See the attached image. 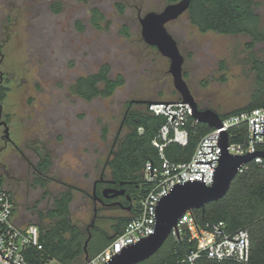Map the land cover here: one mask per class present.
Listing matches in <instances>:
<instances>
[{
    "label": "rangeland",
    "instance_id": "374dc122",
    "mask_svg": "<svg viewBox=\"0 0 264 264\" xmlns=\"http://www.w3.org/2000/svg\"><path fill=\"white\" fill-rule=\"evenodd\" d=\"M264 28V0H253ZM167 0H0V88L6 96L0 124V180L16 197V221L39 224V213L53 196L73 186L71 218L83 228L95 216L91 197L123 125L128 103L181 98L170 73V59L142 36L140 16L162 11ZM102 17L97 24L93 9ZM185 57L184 78L200 108L219 114L247 105L255 89L253 53L264 55V41L250 46L248 34L201 32L187 12L167 24ZM109 64L111 78L124 84L109 97L86 100L73 92L79 77ZM148 105V104H147ZM49 155L46 185L35 167ZM96 225L112 232L120 207L98 205ZM49 220L46 219L45 222ZM99 235V233H97ZM51 264H60L53 261Z\"/></svg>",
    "mask_w": 264,
    "mask_h": 264
},
{
    "label": "trees",
    "instance_id": "16d2710c",
    "mask_svg": "<svg viewBox=\"0 0 264 264\" xmlns=\"http://www.w3.org/2000/svg\"><path fill=\"white\" fill-rule=\"evenodd\" d=\"M168 3L180 0H167ZM191 23L201 31H214L220 34H248L252 38L250 46L258 41H264V28L261 18L255 9L253 0H192L187 10ZM102 14L93 9V20L97 24ZM251 65L255 72V89L250 102L240 108L222 113V118L242 111L264 105V55H251ZM110 66L104 64L97 72L79 77L73 85V92L86 100L95 97H109L124 84V77L109 76ZM6 96L5 88H0V101ZM135 102L130 101L123 119L126 133L118 138L116 147L111 151L108 166L111 170V185L124 187L131 200L124 199L125 204H131L128 215L113 216L110 219L112 232L94 227L83 228L74 223L71 218V203L74 195L73 186L53 196L51 206L39 213L40 242L42 249L30 248L29 258L36 264H45L56 260L60 264H83L103 251L120 234L127 223L138 213L141 199L149 192L151 185L146 183L143 170L147 161L161 162L158 148L153 144L160 128L166 122V117L156 115L145 108L134 109ZM212 128L197 122L190 128V138L187 145L172 142L165 146L164 155L173 162L188 161L200 140ZM236 136L233 141L245 142L248 137L247 124H241L232 130ZM42 174L37 177V183L46 185V173L51 166V159L46 155L38 165ZM2 182V180H0ZM103 186V185H102ZM101 187V185H100ZM102 188V187H101ZM101 188L96 193L102 195ZM133 197H136L133 200ZM199 223L207 221H224L228 230L235 231L246 228L250 232L252 262L264 264V166L254 161L248 164V169L239 172L233 180L228 193L221 199L207 203L203 208L192 210ZM48 219V222H45ZM99 233V235H97ZM91 239L86 246V242ZM195 248L187 236L175 239L172 236L166 240L161 249L151 258L137 264H186L183 259ZM200 264H239L233 261L218 262L203 258Z\"/></svg>",
    "mask_w": 264,
    "mask_h": 264
},
{
    "label": "built area",
    "instance_id": "2783aa9c",
    "mask_svg": "<svg viewBox=\"0 0 264 264\" xmlns=\"http://www.w3.org/2000/svg\"><path fill=\"white\" fill-rule=\"evenodd\" d=\"M148 109L156 115L166 117V122L153 140L162 160L159 163L147 161L143 170L144 180L151 185V189L141 199L138 213L127 223L123 231L114 237L103 251L87 258L83 264H107L128 246L152 235L157 224L158 204L176 185L195 181L211 185L223 152L220 145L222 132L229 133L228 149L233 154L264 151V105L222 118V127L212 128L203 135L192 157L188 161L178 163L165 157L164 148L172 142L183 146L188 144L190 128L198 122L193 117L191 105L180 98L174 101L148 103ZM244 123L248 128L247 141H233L236 136L232 133L233 128ZM253 161L264 166L262 155ZM248 164L239 172L248 169ZM16 205L13 190L0 182V264H36L29 258V252L32 247L43 248L39 226L19 225L16 221ZM185 235L190 242L195 243V248L183 259L186 264H200L203 258L218 262L257 264L252 262L250 232L246 228L230 231L224 221H207L202 224L193 211H187L179 219L176 227H173L169 236L180 239ZM53 261L49 260L45 264H51Z\"/></svg>",
    "mask_w": 264,
    "mask_h": 264
},
{
    "label": "water",
    "instance_id": "95a60500",
    "mask_svg": "<svg viewBox=\"0 0 264 264\" xmlns=\"http://www.w3.org/2000/svg\"><path fill=\"white\" fill-rule=\"evenodd\" d=\"M191 1L180 0L169 3L160 12L150 11L144 16H141L142 36L147 44L155 46L162 55L170 59L169 70L173 75L175 88L180 92L182 101L191 105L194 119L198 122L208 124L211 128H220L222 127V117L220 114L212 108H200L192 94L184 78L183 65L185 57L180 50L177 40L167 28L169 22L178 19L189 9ZM146 102L152 103L154 101L146 100ZM2 111L3 106L0 103V124L5 127V136L10 138L8 123L1 120ZM220 145L223 152L216 170L214 182L211 185H206L200 181L176 185L158 204L155 232L140 242L128 246L107 264H137L151 258L161 249L169 238L173 227H176L179 219L187 211L203 208L207 203L223 198L228 193L239 170L245 164L252 162L257 156H264V151H256L243 155L231 153L228 149L229 133L227 131L222 132ZM125 194V188L107 187L103 189L104 197L115 198ZM94 195L95 198H99L96 193V183ZM127 199L131 200L129 194H127ZM128 208L130 209L131 206ZM97 211L98 209L95 208V216L89 228L95 226ZM90 239L91 235L86 242L85 248H87Z\"/></svg>",
    "mask_w": 264,
    "mask_h": 264
},
{
    "label": "flooded vegetation",
    "instance_id": "af4514ba",
    "mask_svg": "<svg viewBox=\"0 0 264 264\" xmlns=\"http://www.w3.org/2000/svg\"><path fill=\"white\" fill-rule=\"evenodd\" d=\"M187 12V11H186ZM141 17V16H140ZM198 102V101H197ZM198 104H199V102H198ZM200 106V105H199ZM202 109H205V108H202ZM5 136V135H4ZM5 138H6V140L8 141V142H12V140H11V138H7L6 136H5ZM42 162V161H41ZM40 162V163H41ZM39 163V164H40ZM38 164V165H39ZM36 166L35 167V172L37 173V175H39V174H42V171H40V169H39V167L40 166ZM112 181H111V179L110 178H106L105 176H104V174L102 173L101 175H100V178H98L95 182H94V187H95V183H96V189L97 188H101V189H104V188H107V187H112V188H118V189H122V188H124V187H113L111 184ZM100 185H101V187H100ZM103 185V186H102ZM94 187H93V194L91 195V197H92V199H93V201H94V205H95V208H97V209H99L98 208V205L99 206H101V207H103V208H111V207H120V208H122V209H124V210H126V211H129L130 209L128 208L130 205H132V203L131 204H125L123 201H124V199H127V193L125 194V195H120V196H118V197H115V198H109V197H104L103 196V190H102V195H100V194H97L98 196H99V198H95V195H94ZM136 199V197H133V200H135ZM130 201V200H129ZM118 202H120V203H118Z\"/></svg>",
    "mask_w": 264,
    "mask_h": 264
}]
</instances>
